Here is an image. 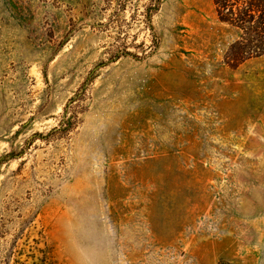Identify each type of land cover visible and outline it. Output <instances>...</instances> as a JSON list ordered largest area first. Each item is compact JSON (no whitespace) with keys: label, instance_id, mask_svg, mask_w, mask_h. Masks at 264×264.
I'll list each match as a JSON object with an SVG mask.
<instances>
[{"label":"rangeland","instance_id":"1","mask_svg":"<svg viewBox=\"0 0 264 264\" xmlns=\"http://www.w3.org/2000/svg\"><path fill=\"white\" fill-rule=\"evenodd\" d=\"M215 0H0V264H264V56Z\"/></svg>","mask_w":264,"mask_h":264},{"label":"trees","instance_id":"2","mask_svg":"<svg viewBox=\"0 0 264 264\" xmlns=\"http://www.w3.org/2000/svg\"><path fill=\"white\" fill-rule=\"evenodd\" d=\"M215 7L218 20L237 31L226 54L228 63L264 56V0H215Z\"/></svg>","mask_w":264,"mask_h":264}]
</instances>
